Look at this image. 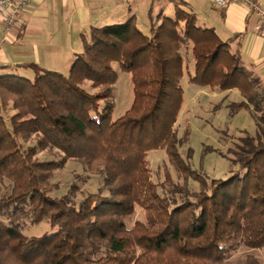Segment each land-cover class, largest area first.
<instances>
[{
    "label": "trees",
    "instance_id": "trees-1",
    "mask_svg": "<svg viewBox=\"0 0 264 264\" xmlns=\"http://www.w3.org/2000/svg\"><path fill=\"white\" fill-rule=\"evenodd\" d=\"M173 2L172 15L149 6L147 32L133 15L92 26L67 74L30 63L32 78L0 75V107L14 110L8 122L0 114V186L8 183L0 196V216L7 218L0 220V264H226L240 246L264 247V85L228 40ZM189 43L187 62L181 50ZM113 63L130 73L133 90L131 105L115 119ZM184 74L199 87L238 89L242 100L227 107L246 110L253 121V133L242 130L226 156L238 167L226 178L194 170L191 149L180 152L187 141L175 128ZM157 149L165 150L180 183L167 170L162 182L152 180L147 155ZM68 160L102 176V189L77 202L75 184L50 195L55 170ZM136 207L144 219L128 227ZM24 220H46L51 231L26 235ZM240 264L262 262L248 253Z\"/></svg>",
    "mask_w": 264,
    "mask_h": 264
},
{
    "label": "crops",
    "instance_id": "crops-1",
    "mask_svg": "<svg viewBox=\"0 0 264 264\" xmlns=\"http://www.w3.org/2000/svg\"><path fill=\"white\" fill-rule=\"evenodd\" d=\"M179 1L195 14L198 26L228 40L230 51L239 52L243 66L264 85V23L256 11L228 0L225 6L213 0ZM253 1L264 9V0ZM151 4L167 15L174 12L173 0H32L18 13L17 22L6 27L0 11V75L32 70L25 66L30 63L67 74L92 26L120 23L133 15L147 32Z\"/></svg>",
    "mask_w": 264,
    "mask_h": 264
},
{
    "label": "rangeland",
    "instance_id": "rangeland-1",
    "mask_svg": "<svg viewBox=\"0 0 264 264\" xmlns=\"http://www.w3.org/2000/svg\"><path fill=\"white\" fill-rule=\"evenodd\" d=\"M190 48L191 44L189 43L188 47H183L181 50L187 62L191 61ZM113 67L117 71V80L113 90L114 108L112 112V118L115 119L131 105L133 90L130 73L122 71L117 63H113ZM32 72V70L24 71L22 69L19 75L32 78ZM184 79L186 77L181 80L183 101L175 124L178 137L187 136V141L180 147V152L185 156L186 149L189 147L192 152L190 164L194 170L201 171L211 178H226L238 171V167L231 164L226 156L228 158L232 157L230 151L234 149L235 143L243 135L242 130L253 133V121L246 110L241 109L234 114L230 113L227 107L229 103L241 100L238 89L218 92L209 87H199L191 84L187 79ZM85 87L89 89L88 84H85ZM13 113L14 110L11 104L4 109L0 107V114L6 122ZM22 144L26 147L33 144V140L26 143L22 142ZM37 157L43 160L56 158L49 152H38ZM147 159L154 182H162L167 171L174 182H181L182 179L177 176L174 168L169 164L164 149L149 151ZM50 181L55 183V186L49 194L56 197L66 194L69 187L75 184L77 191L71 198L77 202L82 194L94 193L102 189L103 178L98 174L85 171L77 161L68 160L62 168L55 170ZM188 182L191 191L198 189L196 182L192 180ZM7 187V181L0 186V196L7 191ZM158 190L162 192L161 187ZM102 194L105 195L106 191L102 190ZM143 219V211L140 207H136L133 216L127 219V225L131 227L135 220ZM0 220L7 221V218L0 216ZM22 227L23 233L29 236H39L51 231L49 222L46 220L34 225L24 220ZM248 253L255 255L264 264V247L252 250L244 246L236 249L226 264H240Z\"/></svg>",
    "mask_w": 264,
    "mask_h": 264
},
{
    "label": "built area",
    "instance_id": "built-area-1",
    "mask_svg": "<svg viewBox=\"0 0 264 264\" xmlns=\"http://www.w3.org/2000/svg\"><path fill=\"white\" fill-rule=\"evenodd\" d=\"M32 0H0V11L4 12L3 24L6 27H10L17 22L18 13L28 5ZM227 0H213V2L219 6H225ZM230 2H242L246 3L252 10L260 16L261 21L264 23V9L261 8L253 0H228Z\"/></svg>",
    "mask_w": 264,
    "mask_h": 264
}]
</instances>
